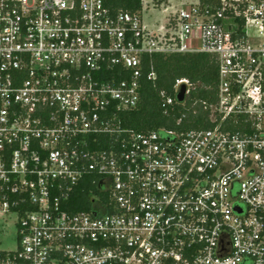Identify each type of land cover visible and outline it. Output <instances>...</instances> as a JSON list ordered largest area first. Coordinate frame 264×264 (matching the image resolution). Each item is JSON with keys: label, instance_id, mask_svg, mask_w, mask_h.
I'll return each instance as SVG.
<instances>
[{"label": "built area", "instance_id": "built-area-1", "mask_svg": "<svg viewBox=\"0 0 264 264\" xmlns=\"http://www.w3.org/2000/svg\"><path fill=\"white\" fill-rule=\"evenodd\" d=\"M143 10L0 0V215L18 237L0 264H264V0L184 4L156 29ZM198 53L218 67L212 126L125 127L157 80L145 58ZM183 85L186 102V79L160 93L166 116Z\"/></svg>", "mask_w": 264, "mask_h": 264}, {"label": "trees", "instance_id": "trees-1", "mask_svg": "<svg viewBox=\"0 0 264 264\" xmlns=\"http://www.w3.org/2000/svg\"><path fill=\"white\" fill-rule=\"evenodd\" d=\"M105 2L114 13H139L143 10L142 0H105ZM145 63L147 71L150 67L154 68L157 80L155 82L144 80L140 107L121 115L125 127L137 132H150L162 127L190 130L212 126L205 122L207 114L203 112L199 102L214 100L218 85V67L215 58L205 53L154 55L146 57ZM183 79L188 80L192 85L190 95L184 105L178 104L175 112L166 116L160 93L166 92L167 95L174 96L177 81ZM194 111H197V116H194ZM183 114L187 115V119L183 121L181 127H178L177 121ZM92 181V179L86 180L77 189L74 199L77 198L78 201L72 204L74 211L90 209V196L98 194V186Z\"/></svg>", "mask_w": 264, "mask_h": 264}, {"label": "rangeland", "instance_id": "rangeland-1", "mask_svg": "<svg viewBox=\"0 0 264 264\" xmlns=\"http://www.w3.org/2000/svg\"><path fill=\"white\" fill-rule=\"evenodd\" d=\"M193 1L197 3L202 0H145L143 3V19L148 26L156 25L164 21L165 15L162 9H166L172 5L176 9L182 7L184 3ZM173 11H169L171 14ZM18 244L17 229L15 227V217L8 215H0V251H14Z\"/></svg>", "mask_w": 264, "mask_h": 264}, {"label": "water", "instance_id": "water-1", "mask_svg": "<svg viewBox=\"0 0 264 264\" xmlns=\"http://www.w3.org/2000/svg\"><path fill=\"white\" fill-rule=\"evenodd\" d=\"M187 96V87L183 85L177 94L176 98L179 103H184Z\"/></svg>", "mask_w": 264, "mask_h": 264}, {"label": "crops", "instance_id": "crops-1", "mask_svg": "<svg viewBox=\"0 0 264 264\" xmlns=\"http://www.w3.org/2000/svg\"><path fill=\"white\" fill-rule=\"evenodd\" d=\"M199 2V1H198ZM190 3H193V1H188V3H184V4H190ZM183 4V5H184ZM166 9H169L168 10V12H164V10L165 9H162V14L163 15H165V17L167 16V14H169V11L171 10V11H175V10H177L175 7H174V5H172V6H170V7H168V8H166ZM164 20H165V18H164ZM164 23V21L163 22H161V23H156V25H152V26H148V27H150V28H154V29H156V28H158V26H160V25H162Z\"/></svg>", "mask_w": 264, "mask_h": 264}]
</instances>
